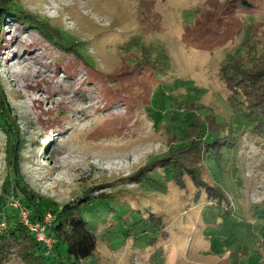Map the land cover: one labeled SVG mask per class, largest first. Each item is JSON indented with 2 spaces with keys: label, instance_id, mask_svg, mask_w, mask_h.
Listing matches in <instances>:
<instances>
[{
  "label": "rangeland",
  "instance_id": "obj_1",
  "mask_svg": "<svg viewBox=\"0 0 264 264\" xmlns=\"http://www.w3.org/2000/svg\"><path fill=\"white\" fill-rule=\"evenodd\" d=\"M7 3L80 44L94 72L106 74L113 87L93 84L100 79L95 73L84 84L85 67L76 66L74 55H60L34 23L24 25L6 9L0 76L21 137L15 143L0 127V191L14 149L29 187L60 205L103 187L163 218L151 243L104 232L89 264H264V132L248 120V102H231L220 75L228 60L251 66L264 53V0ZM143 44L161 45L158 74L151 66L126 74L150 59ZM69 69L75 70L70 77ZM186 101L201 107L202 118L225 125L220 158L210 153L205 161V179L225 193L221 202L210 204L204 193L195 202L194 189L181 191L171 182L164 192L142 194L131 182L176 142L173 135L188 118Z\"/></svg>",
  "mask_w": 264,
  "mask_h": 264
},
{
  "label": "trees",
  "instance_id": "obj_2",
  "mask_svg": "<svg viewBox=\"0 0 264 264\" xmlns=\"http://www.w3.org/2000/svg\"><path fill=\"white\" fill-rule=\"evenodd\" d=\"M2 1L0 34L1 31L5 32L3 26L6 22V12L4 11L10 8L7 12L11 11L13 18L22 20V24L34 23L38 31L60 55H74L77 58L76 66L79 67L81 64L85 67L83 69L86 71V77L83 83L93 82L91 77H94L97 69L87 60L80 44L77 45L76 42L64 38V35L62 36L50 23L37 15L38 19H36V16L23 9L18 3L12 4L11 8L7 3L8 0ZM142 46H145L143 56L151 60L142 61L136 67L123 72L133 76L141 67L151 66L155 76L158 74L161 61H164L163 53L159 50L161 45L143 44ZM0 48L2 51L1 36ZM157 49L158 54L153 55L152 50ZM58 65L61 66L62 62L60 61ZM74 72L75 70L71 69L65 71L69 77ZM95 74L100 79L93 84H103L101 89L113 87L105 83L106 74ZM220 75L230 92L231 102L239 100L248 102L251 108L248 120L255 122L256 133L264 132V53L255 59L251 66H245L241 59H230L222 65ZM7 102L0 76V127L9 137L14 138L16 143L21 135L15 126L17 121L12 119V108ZM183 107L188 118L179 136L173 135L176 142H171L166 153L153 157L142 166L132 175L131 182L140 186L142 194L164 192L165 183L171 182L181 191L188 192L190 188L194 189L195 202L203 193L209 198L210 204L215 199L221 202L226 199L225 193L219 185L205 179V161L207 157H212L210 153L216 154L213 158H220L222 153L220 150L223 147L221 131L225 125L218 123L212 116L202 118L197 114L201 107L191 101L184 102ZM148 108L149 106L146 110ZM19 159V152L13 149L8 158L10 172L0 191V211L6 214L7 221L6 229L0 231V264H6L13 259L21 264H89V259L93 260L98 249L101 235L106 231L123 237L124 242L132 238L136 244L139 239L151 243L164 229L162 217L156 215L154 211L148 214L145 212L149 206L134 207L131 203L120 202L116 194L118 191H115L116 193L112 190L105 191L103 187H97L93 192L79 194L72 201L60 205L29 187L20 171L21 159ZM13 199H18L28 209L32 223L46 226L48 235L56 240L53 247L48 248L38 241L35 232L21 221L18 209L10 204ZM48 213L51 214L52 219L45 223Z\"/></svg>",
  "mask_w": 264,
  "mask_h": 264
},
{
  "label": "built area",
  "instance_id": "obj_3",
  "mask_svg": "<svg viewBox=\"0 0 264 264\" xmlns=\"http://www.w3.org/2000/svg\"><path fill=\"white\" fill-rule=\"evenodd\" d=\"M10 204L14 208L18 209L21 221L27 225L33 232H35L38 241L44 243L48 248L53 247L55 238L48 235L46 232V226L40 223H32L29 218V211L25 208L18 199H13ZM52 219L50 213L45 217V223H48ZM7 227L6 214L0 211V231L5 230Z\"/></svg>",
  "mask_w": 264,
  "mask_h": 264
}]
</instances>
